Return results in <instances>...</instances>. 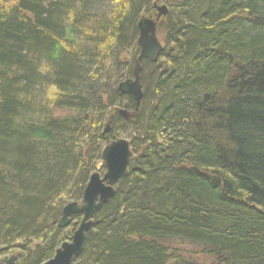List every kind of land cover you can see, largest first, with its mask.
Returning <instances> with one entry per match:
<instances>
[{
    "label": "trees",
    "instance_id": "obj_1",
    "mask_svg": "<svg viewBox=\"0 0 264 264\" xmlns=\"http://www.w3.org/2000/svg\"><path fill=\"white\" fill-rule=\"evenodd\" d=\"M154 5L164 46L125 120ZM121 134L126 174L73 264H264V0H0V261L53 257Z\"/></svg>",
    "mask_w": 264,
    "mask_h": 264
},
{
    "label": "water",
    "instance_id": "obj_2",
    "mask_svg": "<svg viewBox=\"0 0 264 264\" xmlns=\"http://www.w3.org/2000/svg\"><path fill=\"white\" fill-rule=\"evenodd\" d=\"M155 18H145L138 21L137 46L139 54L134 62L132 78L120 82L117 92L121 96H129L135 103L132 113L123 108H117L116 113L125 120L130 119L137 113L143 93L140 83L141 61L155 62L163 47L156 36V23L160 17L167 13L164 6H155ZM102 136L109 133L110 126L107 124ZM131 152L129 143L124 139L107 141L101 152V161L104 173L94 172L90 175L83 190L80 203L71 202L65 205L61 211V217L57 226L66 228L70 223V217L80 215L81 221L77 228L66 233L67 241L63 242L54 252L53 257L43 264H73V259L78 257L84 247L86 234L92 228V218L98 209L114 196L115 183L125 176L130 161ZM4 264H14V259L9 258Z\"/></svg>",
    "mask_w": 264,
    "mask_h": 264
},
{
    "label": "rangeland",
    "instance_id": "obj_3",
    "mask_svg": "<svg viewBox=\"0 0 264 264\" xmlns=\"http://www.w3.org/2000/svg\"><path fill=\"white\" fill-rule=\"evenodd\" d=\"M142 10H143V9H140V14H139V17H138L139 20H141V19H145V18H151V19H154V18H155V17H154L155 14H147L148 12H145V11H142ZM150 15H151V16H150ZM161 21H162V17H160L159 20H158L157 23H156V36H157L158 41L164 46L163 34H161V32H159V31H157L158 24H159ZM135 57H136V53L134 54L133 49L130 50V51H128L127 54H125V56H124V58L126 59V61H132V59H135ZM135 60H136V59H135ZM122 106H123V105H122ZM57 113H59V114H63L62 112H56L55 114L58 115ZM111 119H112V117H111ZM107 124H109V123H107ZM107 124L104 125L103 130L106 128L105 126H106ZM105 137H106V136H105ZM118 139H124V140H127V141H128L129 138H128L125 134H121L120 136H118ZM100 165H101V164H100ZM100 168H101V166H100ZM100 168H98L99 170H97V172H99V173L102 175V174L104 173V170H101ZM82 193H83V192H82ZM78 221H80V220H78ZM77 224H78V223H77ZM68 229L71 230V229H73V228H68ZM13 256H15V255H13ZM9 258H10V257H7V256L2 257L0 262L3 261V264H4L5 261L8 260ZM196 258H197V259H196L197 261L200 260V261H198V262H200L201 264H207V263L210 262L208 259L202 258V257H200V256H197Z\"/></svg>",
    "mask_w": 264,
    "mask_h": 264
},
{
    "label": "bare ground",
    "instance_id": "obj_4",
    "mask_svg": "<svg viewBox=\"0 0 264 264\" xmlns=\"http://www.w3.org/2000/svg\"><path fill=\"white\" fill-rule=\"evenodd\" d=\"M63 209V208H62Z\"/></svg>",
    "mask_w": 264,
    "mask_h": 264
}]
</instances>
